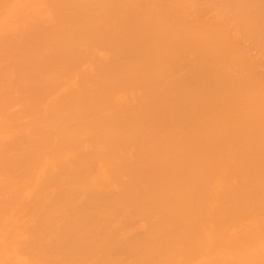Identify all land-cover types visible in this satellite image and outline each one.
I'll list each match as a JSON object with an SVG mask.
<instances>
[{
    "label": "bare ground",
    "instance_id": "bare-ground-1",
    "mask_svg": "<svg viewBox=\"0 0 264 264\" xmlns=\"http://www.w3.org/2000/svg\"><path fill=\"white\" fill-rule=\"evenodd\" d=\"M0 264H264V0H0Z\"/></svg>",
    "mask_w": 264,
    "mask_h": 264
}]
</instances>
